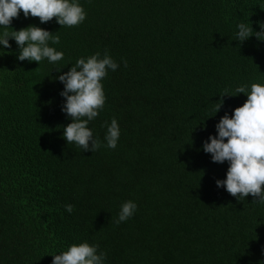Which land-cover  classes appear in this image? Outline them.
<instances>
[{
    "label": "trees",
    "instance_id": "obj_1",
    "mask_svg": "<svg viewBox=\"0 0 264 264\" xmlns=\"http://www.w3.org/2000/svg\"><path fill=\"white\" fill-rule=\"evenodd\" d=\"M79 3L78 26L22 12L12 20L59 35L50 46L63 61H19L11 39L0 56V264H50L82 241L99 244L105 264H264V204L218 188L227 162L201 147L247 98L220 94L264 83V42L235 40L238 23L258 30L264 0ZM105 51L120 67L103 80L105 106L88 126L103 143L116 118L121 135L116 149L81 151L62 137L70 120L56 68ZM127 200L137 211L117 224Z\"/></svg>",
    "mask_w": 264,
    "mask_h": 264
},
{
    "label": "clouds",
    "instance_id": "obj_2",
    "mask_svg": "<svg viewBox=\"0 0 264 264\" xmlns=\"http://www.w3.org/2000/svg\"><path fill=\"white\" fill-rule=\"evenodd\" d=\"M21 12L25 19L38 17L44 24L55 18L58 25L69 28L82 24L87 16L79 0H0V56L11 54V39L17 46V60L37 64L44 60L49 64L63 61V51L50 46L58 45L60 37L35 24L15 30L11 26L12 20L19 18ZM256 24L258 30L252 27L251 21L238 23L235 40L242 43L255 37L264 42V21H256ZM121 61L126 66L123 58ZM119 67L120 63L105 51L77 58L66 72L56 68L58 75L55 79L63 84L61 111L70 120L62 130L67 144H75L81 151L93 152L101 147L116 149L121 135L116 118L106 122L103 143L88 125L104 109L103 80ZM241 93L246 95V100L232 109L231 115L225 112L220 117L215 124V135L209 134L201 147L210 154L211 161L227 162L225 177L215 180L218 188L223 187L239 202L251 195L254 201L264 204V83L240 84L234 91L225 89L220 95ZM221 105L222 100L216 104L214 114ZM137 208L135 201H124L115 222H126L134 216ZM73 210L72 204L65 205L66 212L72 213ZM50 255V264H105L107 259V252L101 250L99 244L87 241L73 243L66 250Z\"/></svg>",
    "mask_w": 264,
    "mask_h": 264
}]
</instances>
